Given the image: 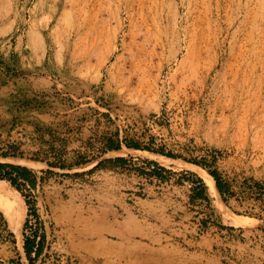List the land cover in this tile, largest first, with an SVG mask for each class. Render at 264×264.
<instances>
[{"label": "rangeland", "instance_id": "1", "mask_svg": "<svg viewBox=\"0 0 264 264\" xmlns=\"http://www.w3.org/2000/svg\"><path fill=\"white\" fill-rule=\"evenodd\" d=\"M3 152L0 264H264V0H0Z\"/></svg>", "mask_w": 264, "mask_h": 264}, {"label": "trees", "instance_id": "2", "mask_svg": "<svg viewBox=\"0 0 264 264\" xmlns=\"http://www.w3.org/2000/svg\"><path fill=\"white\" fill-rule=\"evenodd\" d=\"M126 146L133 147V148H139V145L135 142H126ZM108 147H109V149H118L120 146H119V144H112V145H109ZM154 152H158V153L164 154L166 156H172L171 154L163 153L162 151H159V150H154ZM0 154L2 156L8 155L6 152L0 153ZM192 162H194L195 164L202 165V163L199 161H192ZM2 168H6L7 170H10V171L0 173V178L7 179L12 185H14L15 180L17 178H25L26 177L25 173L28 171L27 168L24 166H20L17 164H11V163H7V162H5V163L0 162V171L2 170ZM10 172H15L16 175L13 176ZM208 173H209V176L213 179L214 185H215L217 191L220 194H223L224 188L220 184L216 174L210 170H208ZM199 180L201 181V179H199ZM256 184H257V186L259 185L258 182H256ZM262 188L264 189V186ZM262 222L264 223V216L262 218ZM23 249H24L26 259L28 260V264H33L32 263L33 260L30 258L31 257L30 255H31V253H33L34 254L33 257L38 256L39 250H40L39 245L37 243H35L33 239L25 237L24 241H23Z\"/></svg>", "mask_w": 264, "mask_h": 264}, {"label": "bare ground", "instance_id": "3", "mask_svg": "<svg viewBox=\"0 0 264 264\" xmlns=\"http://www.w3.org/2000/svg\"><path fill=\"white\" fill-rule=\"evenodd\" d=\"M155 156H157V159L161 160V162H166L169 160V158H167L165 156H160V155H155ZM190 167L192 169H195V171L200 174V176L205 181V183L207 185V189L210 192V194L215 196L217 201H218L219 206L223 207V205L221 204V202L218 198V191L214 185L213 179L201 167L194 165V164H190ZM2 202L5 203V205H2ZM12 202H13L12 199L5 192V188L2 185H0V208H2L1 210H3V213L7 217L9 222L11 224H15L16 219H17V215L14 212ZM223 212H222L223 215L221 214V216H223L222 219L224 218V221L229 223V224L237 225V224H242V223L250 220V218L247 216L230 214L226 210H223Z\"/></svg>", "mask_w": 264, "mask_h": 264}, {"label": "crops", "instance_id": "4", "mask_svg": "<svg viewBox=\"0 0 264 264\" xmlns=\"http://www.w3.org/2000/svg\"><path fill=\"white\" fill-rule=\"evenodd\" d=\"M33 255V253H31Z\"/></svg>", "mask_w": 264, "mask_h": 264}]
</instances>
